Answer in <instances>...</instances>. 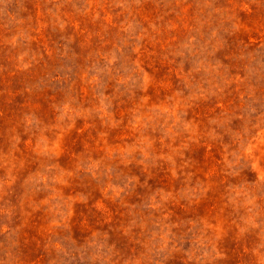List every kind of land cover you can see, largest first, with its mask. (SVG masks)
<instances>
[{"label":"rangeland","instance_id":"obj_1","mask_svg":"<svg viewBox=\"0 0 264 264\" xmlns=\"http://www.w3.org/2000/svg\"><path fill=\"white\" fill-rule=\"evenodd\" d=\"M0 264H264V0H0Z\"/></svg>","mask_w":264,"mask_h":264}]
</instances>
